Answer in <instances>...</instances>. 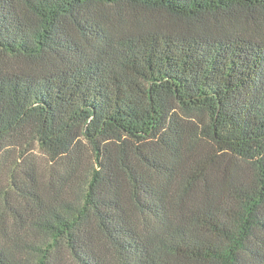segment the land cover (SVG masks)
<instances>
[{"label": "trees", "instance_id": "16d2710c", "mask_svg": "<svg viewBox=\"0 0 264 264\" xmlns=\"http://www.w3.org/2000/svg\"><path fill=\"white\" fill-rule=\"evenodd\" d=\"M0 264H264V0H0Z\"/></svg>", "mask_w": 264, "mask_h": 264}]
</instances>
